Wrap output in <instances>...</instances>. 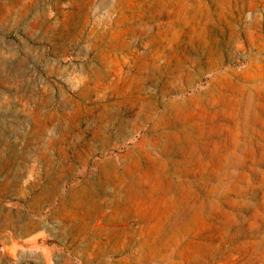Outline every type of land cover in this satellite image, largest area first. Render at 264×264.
Segmentation results:
<instances>
[{
  "label": "rangeland",
  "instance_id": "374dc122",
  "mask_svg": "<svg viewBox=\"0 0 264 264\" xmlns=\"http://www.w3.org/2000/svg\"><path fill=\"white\" fill-rule=\"evenodd\" d=\"M0 264H264V0H0Z\"/></svg>",
  "mask_w": 264,
  "mask_h": 264
}]
</instances>
